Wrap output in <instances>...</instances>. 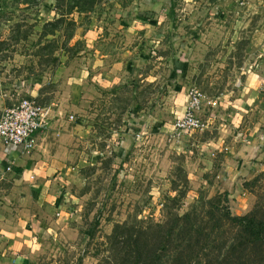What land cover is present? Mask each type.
I'll use <instances>...</instances> for the list:
<instances>
[{
    "label": "rangeland",
    "instance_id": "obj_1",
    "mask_svg": "<svg viewBox=\"0 0 264 264\" xmlns=\"http://www.w3.org/2000/svg\"><path fill=\"white\" fill-rule=\"evenodd\" d=\"M23 99L49 111L46 164L12 196L49 229L21 225L22 264H260L204 211L264 206V0H0V114Z\"/></svg>",
    "mask_w": 264,
    "mask_h": 264
},
{
    "label": "crops",
    "instance_id": "obj_2",
    "mask_svg": "<svg viewBox=\"0 0 264 264\" xmlns=\"http://www.w3.org/2000/svg\"><path fill=\"white\" fill-rule=\"evenodd\" d=\"M259 140L261 147L253 145L252 148L255 161L258 163L264 161V134L260 136ZM42 148H46V146L44 134L41 131L34 135L32 145L26 151H22L23 147L21 146L16 147L0 143V198L11 201L9 208L23 213L22 218L19 217L17 220L14 218L10 220L8 217L0 218V264H22L33 258V252L30 248L35 249L38 245L25 246V251L18 250L21 247L20 233L23 232L21 225L24 224V229L31 227L39 232H45L49 229L44 223L45 221L38 218L32 209L30 211L27 208H21L20 205L17 206L16 198L20 195L12 196V192L15 193L17 190L20 192L23 190L22 188L31 190L28 194L32 193L39 185L36 186V184L42 183L39 174L44 170L46 164L44 160H39L42 156ZM21 177L25 181L21 180Z\"/></svg>",
    "mask_w": 264,
    "mask_h": 264
},
{
    "label": "built area",
    "instance_id": "obj_3",
    "mask_svg": "<svg viewBox=\"0 0 264 264\" xmlns=\"http://www.w3.org/2000/svg\"><path fill=\"white\" fill-rule=\"evenodd\" d=\"M203 96L192 91L185 113L176 122L179 131H188L201 125L198 109ZM46 108L36 104L34 100L23 99L18 104L6 106L0 114V143L23 147L28 150L36 133L47 129L48 117Z\"/></svg>",
    "mask_w": 264,
    "mask_h": 264
},
{
    "label": "trees",
    "instance_id": "obj_4",
    "mask_svg": "<svg viewBox=\"0 0 264 264\" xmlns=\"http://www.w3.org/2000/svg\"><path fill=\"white\" fill-rule=\"evenodd\" d=\"M220 200L217 202L210 201V206L206 207L204 214L206 215L207 220L210 222H213L214 224L221 226L222 223H226L230 225L232 228H234L237 233V235H248L249 239L243 243L242 250H246L249 246H253V253H257V258L260 256V264H264V206L261 207V209L258 210L259 207H256L249 213L245 215H231V212L229 211V208L227 206L219 205ZM261 210V211H260ZM261 212V213H259ZM190 217L189 214L185 216V218ZM190 221V219H187ZM185 225L179 227L183 228V231H186L188 233L189 238L186 239L187 245L191 244L192 240V231H194L196 228L194 225ZM236 227V228H235ZM183 240V239H181ZM257 245L258 251H255V246ZM234 249V246H233ZM184 253L181 251L178 254V258L176 260V264L181 261L183 258L179 256H183ZM245 255L246 259H250V253L245 252L243 253V256ZM186 258L191 257V252L185 255ZM255 260V259H253ZM192 259L186 260L188 264H190Z\"/></svg>",
    "mask_w": 264,
    "mask_h": 264
}]
</instances>
